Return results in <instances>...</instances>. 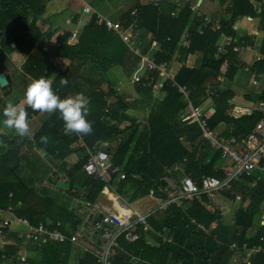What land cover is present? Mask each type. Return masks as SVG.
Wrapping results in <instances>:
<instances>
[{
	"label": "trees",
	"instance_id": "16d2710c",
	"mask_svg": "<svg viewBox=\"0 0 264 264\" xmlns=\"http://www.w3.org/2000/svg\"><path fill=\"white\" fill-rule=\"evenodd\" d=\"M220 2L229 6L227 7V16L218 19L212 18L220 23V28L217 30H212L209 26L204 27L203 18L196 17L191 12L189 4H185L177 16L168 15L166 17L160 13L157 5L147 3L137 4V25L132 27V32L136 33L141 29L150 32L148 41L146 40L147 34H143L141 44L144 50L149 47L152 39L160 43L161 51L155 52L156 63L169 62L172 52L177 49V59L182 64L173 79L178 84L186 86L189 90L188 97L193 104L202 105L208 101L205 106L211 105L214 108V113L208 120L209 127L214 129L217 124L224 122L229 126V129L227 132L225 129L222 132L223 135L243 136L254 127L264 116V113L252 110L236 117L234 105L230 102L231 93L216 90L219 78L231 79L239 67L237 59L239 53L233 52L231 47H228L226 53L218 54L217 47L224 35L236 36L240 20L245 16L260 17V29L264 30V5L261 4V0H220ZM43 11L44 6L39 3V0H0V50L11 49L10 35L12 32L20 36L19 40L14 36V42L18 49H21L24 42L30 40L29 46L22 50L25 54L24 51L31 50L42 36L49 37L48 33L41 32L35 25V21L41 17ZM130 12L131 10L121 20L124 27L131 25L132 17L128 18ZM28 17H33L30 23H26L25 19ZM114 33L105 25L97 24L96 15L93 13L75 42L67 43L70 33L66 31L56 36L58 47L55 53L69 59L83 57L90 59L97 64L102 73L108 67L106 61L123 63L125 66L127 61H131V63H127L128 67L126 66V69L129 68V75H131L136 61L130 58L128 60L126 58L124 61L125 46L113 47L115 46L113 45L115 43ZM242 40L246 42V37L245 39L243 37ZM120 42L122 41L120 40ZM40 50H43V46L40 47ZM259 51L264 54V39ZM196 53H201L200 64L194 67L187 66L185 62L188 55ZM38 63L39 59L28 54L22 69L27 73H32ZM250 70L262 72L264 62L253 63ZM43 72L44 69L40 70V73ZM65 77L68 79V85L61 86L60 80ZM160 77H162L160 73H155L145 86L137 83L136 87V91L143 97L145 105L150 108L148 130L140 129L133 121L129 125L130 131L127 128L121 130L122 137L119 142L111 148L107 147V150L111 153L112 163L125 173V178L120 180L115 188L119 184L124 186L132 184L139 196L146 195L151 190L156 197L166 198L167 192L164 191L166 184L162 177L165 175L167 167L176 163H181L186 174L190 175L198 184L202 177L223 178L224 175L221 167L214 165L220 157L219 151H214L213 156L205 161V150L213 149L202 137L197 123L180 121L179 113L186 105V100L178 92L177 87L172 86L170 80H164L159 89L163 96L155 98L153 91ZM51 85L59 96L66 95L70 91H78L76 83L64 73H57ZM110 92L114 94L115 90L110 87ZM258 98L264 101V84L260 87ZM104 99L105 93L100 90L92 89L88 94L90 112L87 119L93 127V131L89 135L71 134L74 137L71 135L60 137L58 129L59 125H62L64 129V121L60 115L58 119L55 118V114H60L58 111L54 112L50 121L44 123L32 138H20L15 135L12 139L7 140L6 137L0 135V140L9 143L8 150L2 155L0 154V210L12 207L15 215L26 216L31 220H37L54 213L57 218L63 220H67L69 216L65 208L58 207L56 211L55 200L46 193L47 190L44 189L42 194H38L37 189L32 186L41 173L40 166L32 163L33 175L24 181L19 175L20 172H17L20 169V164L16 167L9 164L7 155L10 154L18 161L17 153L25 144L32 148L36 147L47 156L49 155L52 163L57 160L60 162L57 172L65 171L67 173L66 186L68 189H74L76 192L85 190L87 198L94 199L104 183L99 178L88 175L82 170V165L87 161L88 156L84 155V158L78 160L74 167L69 169H64V160L74 151L69 146L74 140L80 138L86 145L93 146L100 140L112 138L117 132L115 125L124 119V111L127 110L128 102L119 97L120 105L116 108L108 105L111 109L106 112L107 105ZM24 109L26 112L31 111L29 107H24ZM107 116L115 120V123L109 127L103 120ZM42 136L49 137L47 144L41 142ZM116 178H118L117 174L113 180ZM10 192H12L11 196H9ZM224 192L232 200L235 199L236 194H240L241 202L235 211L232 226L223 224L219 212L210 208V199L206 194L201 193L191 200L186 213L180 207L172 204L165 210L161 220L149 217L148 223L156 229L165 227L172 232L171 241L162 242L159 246L154 247L147 244L144 239L134 243L121 240L122 249L117 251L112 263L130 264L126 252L133 250L137 254L141 253L144 259H149L155 264H228L234 253L229 249L231 242L235 241L239 244L247 242L249 246H253L259 242L260 235L264 236V226L258 225V218L260 214L264 213V172L256 170L241 180L233 181L230 189ZM191 218L195 223L190 222ZM197 224H202L208 231L205 232ZM254 226L256 232L248 235V230ZM9 237L15 239L17 245L22 242L17 234L9 235ZM69 249V243L47 244L41 247L30 264H45L46 262L66 264V253ZM17 250L18 246L9 244L5 245L3 250L0 249V264H18L15 259ZM257 258H260L261 261H255ZM78 264H96V258L85 253L79 259ZM249 264H264V252L259 253L256 257H251Z\"/></svg>",
	"mask_w": 264,
	"mask_h": 264
},
{
	"label": "crops",
	"instance_id": "0c3cea01",
	"mask_svg": "<svg viewBox=\"0 0 264 264\" xmlns=\"http://www.w3.org/2000/svg\"><path fill=\"white\" fill-rule=\"evenodd\" d=\"M154 1L155 0H132L131 5L129 4V6L123 7L124 3L122 4V1L115 2L114 0H97V2L101 4V8H102V10H99L96 7L97 4L89 3L86 0H66L67 2L66 5L63 4L64 0L63 1L62 0H39V3L44 6V11L41 14V17H39L35 21V25L41 30V32H44L43 28L41 27V22H44L45 26L48 28L46 33L49 34V37L45 36L44 38V36H42V38L38 40V43L34 45L31 50L24 51L26 52L27 55L29 54V56L39 59V63L37 66L34 67L35 70L34 71L32 70L33 75L32 74L30 75L29 73L22 70V65L27 58V55L23 53L22 50L26 49L29 46L30 40L24 42L21 45V49H18L16 47L14 39L15 38L18 39L20 36L15 35V33L13 34L12 32V34L10 35V38H11L10 47L12 50L11 49L8 51L3 50V49L0 50V70H1L0 72H3L6 75V78H8L7 79L8 83L5 86H3L6 88L5 93L2 94V92H0L1 93L0 98H2V96L5 97L6 94H9L14 89L17 90V88L20 87L21 85L22 97L20 98V100H17V103L21 107L30 108L31 111L27 112V118L30 124V128L32 129V133L34 134L39 128L42 127L44 123L50 121V118L53 117L54 113L48 114V113H41L39 111H33V109L27 105L26 100H25V92L27 90V87L29 83H32L34 80L40 79V78H43L51 83L53 78L57 75V73H64L65 75H69V77L76 83L78 87V91H74V92L70 91L66 95H60L61 99H64L69 96H75L79 93H83L85 98L87 99L89 92L92 89H95V90H100L103 93H105L104 100L107 105L105 108L106 112H108V110H110L111 107L116 108L120 105V101L118 99L119 97L125 99L128 102L127 110L124 111V116H125L124 119L115 125V127L117 128V132L114 134V136L112 138L100 140L98 143L94 144L93 146H100L104 141L108 143L107 147L110 146L109 148H111V146L116 145L119 142V139L122 137L121 130L127 128L128 131H130L129 125L133 121H135V124L140 129L148 130L149 128L148 115H149L150 108L145 105V101L143 97L140 95V93L136 91V87L138 85L145 86L148 80H150V77H152L153 74L157 73L154 71H150L146 69L145 67H141L142 65L141 55L150 53L149 47L146 50L143 49L142 44H141V42L143 41L142 37H143V34H147L146 40L148 41L149 40L148 35L150 32L149 31L147 32L144 29H141L139 31L137 30L136 31L137 38H135L137 40V43H134L132 41L133 34H134L132 32V29H133L132 26L129 25L128 27H124V24L121 22V20L123 19V16H125V14L129 12V10L136 11L137 4H147V3L149 4L152 3L153 5H157L160 13L163 16L167 17L168 15H170L171 17H173L170 14V11H172L173 7H175L173 0L172 1L171 0H160L159 4H155ZM190 1L197 5L199 3V0H190ZM68 2L71 4L70 7L68 5ZM261 4L264 5L263 0H261ZM201 5H202V0L199 3V8L201 7ZM87 6L91 7V9L98 11L102 14L106 13V15L107 14L111 15L113 18L111 19L110 17L111 20L119 22L121 24L124 34L129 38V42H126L120 34L112 30L115 32L114 37H113V39H115V43L113 42L114 43L113 45L115 46L113 47L115 48V47L125 46L124 47L125 50L123 51L124 53L123 57H125L124 61L126 58L127 60L128 58H130L136 61L134 69L139 65V70L138 69H137L138 71L136 70L137 72H134V69H133L131 75L128 76L126 74L125 71H129V68L126 69L127 63L128 62L131 63V61H127L126 66L123 65V63H118L115 61L113 62L106 61L108 67L105 70V72L102 73L98 69V66L95 62L85 57L69 59L67 57H60L56 55L55 51L57 50V47H58L56 36L66 31L70 33L67 39V43L75 42L78 39V36L81 33L83 27L88 23L90 17L93 14L92 11H89V12L84 11V8ZM228 6L227 4H222L220 0H206V4L204 5V8L200 10V12L206 15H209L212 18L218 19L222 16L225 17L228 15V11H227ZM56 12L58 13L64 12V14L66 15L57 16L53 19L52 14H55ZM86 15L88 16L86 17ZM130 17H132L131 21H134L133 19L135 18V16H133L131 12L128 15V18ZM32 18L31 17L26 18L25 19L26 23H30V21L33 20ZM132 23L133 22H131V24ZM53 29L58 30V31H52ZM239 35L241 36V38L244 37V39L246 37V43L251 46V49L246 50L245 52H243V54L237 55V59L239 61V67L231 79H225L223 77H220L218 83H216V90L220 92L228 91L231 93L232 97L230 99V102L234 105V114L236 117L241 114L249 113L252 110H256L255 107H257L258 103L261 101L259 100L258 97H259L260 87L264 84V70L262 72H255V71L250 70V66H252L253 63L257 62L255 60V54L261 53L259 51V47L261 45L262 40L264 39V30L260 29V17H250V16L243 17L240 20L239 29H238L236 36H239ZM14 36L16 37L14 38ZM225 36H229V35H224L223 37ZM120 40L122 42H120ZM152 40H150V42ZM12 44L14 45L12 46ZM41 46H43V50H40ZM16 52L19 53L18 58L16 56L17 54L15 55ZM177 55H178V50L176 49L174 52H172L171 59L168 62L169 65L166 64V62H162V63H165L166 70L168 74L172 77H174L180 65L182 64V62H180L177 59ZM200 62H201V53H196V54L188 55L185 63L189 67H194V66L199 65ZM43 69H44V72L40 73V70H43ZM134 74L139 76L140 78L139 81L135 82L133 80ZM128 78H130L131 80H129ZM254 79L257 80L256 84L252 83ZM163 81H164V77L162 75V77L158 79V82L155 84V87H154L153 94L155 98H161L163 96L162 92L159 90L160 87L162 86ZM137 83L139 84L137 85ZM110 87L115 90L114 94L110 92ZM0 91L2 90L0 89ZM134 102L136 103L134 104ZM207 104H208V101L202 105H207ZM108 105H110L111 107ZM0 106H1L0 112L1 114H3V110L6 107V104L3 102V104L0 103ZM2 106H4L3 109H2ZM59 115L60 114H55L54 116H56L55 118L58 119ZM103 120H105L108 127L111 126V124L115 123V120L112 119L110 116L105 117ZM0 126L4 127V130H1L0 128V135L6 137L7 140L12 139L13 136L15 135L17 136V134L15 133L13 129L6 128L4 124L3 125L0 124ZM214 129L222 133L224 132L225 129H226L225 132H227V130L229 129V126L225 124L224 122H220L214 127ZM58 133L60 137L65 135L62 125L61 126L59 125ZM71 136L74 137V135H71ZM8 145H9L8 142L2 141V139L0 140V149H1L0 154L1 155L8 150L9 148ZM69 146L73 148L74 151L70 153L68 156H66L64 160L65 161L64 169H69L72 166L74 167V165L77 163L78 160L84 158L83 157L84 155L87 156L85 150L87 148L93 147V146L86 145L85 142L81 140L80 138L71 142ZM214 151L215 150L211 151V149L205 150V153H206L204 157V159H206L205 161H208L209 158L213 156ZM17 158H18V161L16 160L17 164L15 166L11 165L9 161L8 162L12 167H16L18 164H20V166L22 167V170L20 171L19 175L24 181H27L33 175L32 174L33 172L31 170V166H33L32 163H34V165L36 164V166L38 167L40 166L41 173L37 176L36 181L32 186H34L37 189L38 194H42L43 193L42 191L44 189L47 190L46 193L51 195V197L55 200L54 202L56 205V211L58 207L65 208V210L69 213V216L67 217V220H63L62 218H57L54 213L53 215H45L44 217L37 219V220H31L30 218L26 216L15 215L14 211L11 209L12 207H10V209L0 210V216L3 218H11V219H13L14 217L23 218V219L29 220L32 224H37L39 222L46 223V222L58 221L60 222L59 229L64 234L66 235L73 234L77 228V224L79 221L78 217L74 214V211H75L74 205L76 204L75 197H78L79 191H85V190H78V192H76L74 191V189H71V190L68 189L66 186L67 183H60L57 180V175H56L58 173L57 166H59L60 162L57 160L56 162L52 163L51 157L49 155L47 156L46 154H44L43 151L37 149L36 147L32 148L28 146L27 144H25L23 147L20 148L19 152L17 153ZM226 159L222 158L220 155V157H218V159L215 161L214 165L216 167H221L222 169L223 167H225V165H229ZM175 166H180V170L175 171L174 170ZM54 171L56 172L54 173ZM183 174H186L183 165L181 163H176L171 167H167L166 173L162 178L166 184V182L168 181H179V179L181 178ZM134 178L136 177L134 176ZM114 180H116V184L115 185L112 184V186H114V190H115V187L117 183L120 181V179L116 178ZM114 180H112V183ZM44 182L47 183V186L44 185ZM130 186L133 189H135L134 185L131 184ZM164 191L167 192L168 194L167 184H166V188H164ZM100 194L101 193L99 192L94 197V199H90V200L92 201L97 200V196ZM11 195H12V192L9 193V196ZM86 197H87V192H86ZM207 197L210 199V208L212 210L216 209L219 212V214L222 216L223 224L230 225V223H232L231 220L235 218V211L238 209L240 202H241L240 194L239 193L236 194V197L233 200L229 199L226 196L224 191L216 192L212 196H207ZM142 198L146 200L147 206L148 204L152 203L151 208L155 207L159 203L160 199H162V198L156 197L152 193L151 190L146 195H143ZM190 202H191L190 199H185L181 201L180 205H175V206L180 207L186 213V209L190 206ZM166 209L156 210L149 217L161 220ZM263 214L264 213L260 214V216ZM260 216L258 218V225H260L259 224ZM226 218L228 220H226ZM190 222L195 223L194 219L192 218L190 219ZM200 225L203 227L202 224ZM204 230L205 232L208 231L206 228H204ZM9 231L10 232L4 239V244L2 247H0V249L3 250V247L7 244L18 246V250L15 255V259L18 264H21L18 262L19 255L24 254L26 257V264H30V261L34 259V257H36L38 254L37 248H40L41 250V247L47 244L53 245V244L69 243L70 244L69 251L73 249L77 253L79 251L81 252V255H79V258L77 259V264H78L79 259L85 254L83 253L82 248L79 245L69 242V241H65V242H54L50 240L35 241L32 239H27L24 236H22L21 238L18 237L22 242L19 243V245H17L16 240L10 238L9 235L17 234L18 236L19 234L24 232V227L21 224L16 223L13 226H11ZM255 232H256V227L254 226L253 228L248 230V235H252ZM140 239H144L145 242L149 244L150 246L157 247L162 242L171 241L172 232L166 229L165 227H162L161 229H156L155 227L149 224V228L146 231H143L141 233ZM128 243H134V242H128ZM130 251L136 256L133 260H130V257H129L130 264L155 263L153 261H150L149 259H144L141 253L137 254L133 250H129L126 253L128 254V252ZM30 252L31 254L29 255ZM233 252L234 253L231 256L228 264H236L238 262L240 264H243L244 262H247V261L250 263L251 257H254V256L256 257L259 254L257 253L251 256H247L246 254L242 252H236V251H233ZM234 258L236 260H234ZM257 260L259 262L261 261L260 258L255 259V261Z\"/></svg>",
	"mask_w": 264,
	"mask_h": 264
},
{
	"label": "built area",
	"instance_id": "2783aa9c",
	"mask_svg": "<svg viewBox=\"0 0 264 264\" xmlns=\"http://www.w3.org/2000/svg\"><path fill=\"white\" fill-rule=\"evenodd\" d=\"M159 1L155 0L154 3L159 4ZM173 2L175 7L170 11L172 16H176L185 4H189L191 12L196 17L203 18L204 27L209 26L212 30L220 28V23L217 20H213L197 9L199 3L197 5L190 0H173ZM84 11H92L96 15L97 24H103L107 29L116 31L126 42H129V38L124 34L119 22L111 20L108 16L91 9L89 6L85 7ZM131 13L135 16L131 26L135 27L137 25L136 11L133 10ZM228 47L239 54L251 49V46L243 41L240 35L223 37L217 47V53H226ZM158 51H161L160 43L157 40H152L149 46L150 53L141 55V67L160 73L163 75L164 80H170L171 85L177 87L178 92L186 100V105L179 113L180 121L196 122L201 130L202 137L209 146L213 150L219 151L222 158L231 159L233 166L225 165L222 168L223 178L215 176L202 177L200 184L187 174H183L179 181H168L166 182L168 187L167 197L160 199L155 207L140 212L128 205L114 191L112 178L117 174L118 179L122 180L125 178V173L112 163L111 153L107 150L108 143L104 141L100 146H93L85 150L88 157L82 165V170L88 175L99 178L104 183L100 193L111 204L98 200L92 201L86 197L85 191H79L78 197H75L76 204L74 205V214L79 218V222L75 232L70 235L64 234L59 229L60 222L58 221L32 224L27 219L17 217L11 219L0 216V247L3 246L4 239L10 232L11 226L17 223L24 227V232L18 235L19 238L24 236L35 241H69L79 245L83 253L93 255L96 258V264H113L112 260L117 251L122 249L121 240L127 242L139 240L141 233L149 228L148 218L154 211L166 209L172 204L180 205L182 200H192L194 196L201 193L212 196L216 192L229 190L233 181L241 180L256 170L264 172V116L243 136L234 134L226 136L210 128L208 120L213 115L214 108L211 105H195L191 102L188 97L189 90L186 86L178 84L168 74L165 63H156L154 54ZM255 60L264 62V55L256 53ZM133 80L137 82L140 78L134 74ZM252 83L256 84L257 80L254 79ZM255 108L264 113V101H260ZM174 170H180V166H175ZM56 175L60 183H66L68 176L65 171H60ZM44 185L47 186V183L44 182ZM259 224L264 226V214L260 216ZM197 226L204 229L200 224H197ZM229 249L242 252L247 256L264 252V236L260 235L259 242L253 246H249L247 242L241 244L232 242ZM128 256L130 260L136 257L131 251L128 252ZM234 260L236 259L234 258ZM18 262L26 264L24 254L19 255ZM246 264H249V262L247 261Z\"/></svg>",
	"mask_w": 264,
	"mask_h": 264
},
{
	"label": "clouds",
	"instance_id": "9594fccd",
	"mask_svg": "<svg viewBox=\"0 0 264 264\" xmlns=\"http://www.w3.org/2000/svg\"><path fill=\"white\" fill-rule=\"evenodd\" d=\"M61 86L68 85V79L60 80ZM25 100L34 111L52 114L59 112L64 121V134L89 135L93 131L92 123L87 119L90 112L89 101L83 93L61 99L49 81L40 78L34 80L27 87ZM3 124L13 129L20 138H31L32 129L27 118V112L20 105L8 103L3 110ZM41 142L47 144L48 136H42Z\"/></svg>",
	"mask_w": 264,
	"mask_h": 264
},
{
	"label": "rangeland",
	"instance_id": "374dc122",
	"mask_svg": "<svg viewBox=\"0 0 264 264\" xmlns=\"http://www.w3.org/2000/svg\"><path fill=\"white\" fill-rule=\"evenodd\" d=\"M63 1V0H62ZM87 2H89V3H92V4H97L96 5V7L99 9V10H102V8H101V4H99V2H97V0H86ZM115 2L116 1H122V4L124 3V5H123V7H126V6H129V4L131 5V3H132V0H114ZM157 2V1H156ZM66 0H64V2H63V4H65L66 5ZM206 4V0H202V5H201V7L199 8V5H198V7H197V9L200 11V10H202L203 8H204V5ZM68 5H69V7H70V3L68 2ZM51 14V13H50ZM204 14V13H203ZM64 15H66V14H64V12H56L55 14H52V18L54 19L55 17H57V16H64ZM104 15H106V13L104 14ZM47 16V15H46ZM88 15H86V17H87ZM106 16H108L109 18L111 17V19H113L112 18V16L111 15H106ZM209 16V15H208ZM115 17V16H114ZM212 18V17H211ZM40 23V22H39ZM41 27L43 28V31H44V33H46V31H47V27L45 26V23L44 22H41ZM52 31H58V30H52ZM134 34H133V39H132V41L134 42V43H137V40L135 39V38H137V35H136V33L135 32H133ZM149 36V35H148ZM11 45V44H10ZM99 48H101V47H99ZM12 50V49H11ZM14 53V52H13ZM17 54V55H16ZM243 54V53H242ZM15 55L17 56V58L19 57V53H15ZM166 64H168L169 65V63L168 62H166ZM167 65V66H168ZM141 68V67H140ZM134 69V68H133ZM139 70V65L134 69V72H137L138 70ZM23 70V69H22ZM137 70V71H136ZM142 70V69H141ZM126 72V74L129 76V73H127L128 71H125ZM30 75L32 74V73H29ZM33 75V74H32ZM129 80H131L130 78H128ZM30 84V83H29ZM131 84V83H130ZM0 89L2 90V91H0V92H2V94H4L5 93V90H6V88L5 87H0ZM0 95H1V93H0ZM22 97V90H21V85H20V87H18L17 88V90L16 89H14V90H12L9 94H6V96L5 97H3L2 96V98H0V103H2L3 104V102L6 104V106H7V104L8 103H13V104H17L18 105V103H17V100H20V98ZM1 107V106H0ZM3 107L4 106H2V109H3ZM0 111H1V109H0ZM5 119V117L3 116V114H1V112H0V124H2L3 125V120ZM0 128H1V130H4V127H1L0 126ZM212 151V150H211ZM0 152H1V149H0ZM226 161H227V163L229 164V167H231V166H233V162H232V160L231 159H229V158H227L226 159ZM20 168H21V170H22V167L20 166ZM17 172H20V169H18L17 170ZM120 197H121V199H123L128 205H130L133 209H137L138 211H140V212H145L146 210H148V209H150L151 208V204L152 203H150V204H148V206H147V204H146V200L145 199H143L142 198V196H139V195H137L136 194V190L135 189H133L130 185H118L117 186V188H115V190H114ZM229 214V213H228ZM232 216V215H231ZM226 220H228L227 218H226ZM232 221V223H230V225L229 226H232V224H233V222H234V219H232L231 220ZM230 221V222H231ZM225 222V221H224ZM32 250H34V249H32ZM37 250H38V252H39V250H40V248H37ZM32 252V251H31ZM31 252L29 253V255L31 254ZM33 253V252H32ZM79 255H81V252L79 251L78 253L77 252H75L73 249L71 250V251H67V253H66V264H77V259L79 258ZM40 260H42V258H40ZM50 262H46L45 264H49ZM236 264H240L239 262L238 263H236Z\"/></svg>",
	"mask_w": 264,
	"mask_h": 264
},
{
	"label": "water",
	"instance_id": "95a60500",
	"mask_svg": "<svg viewBox=\"0 0 264 264\" xmlns=\"http://www.w3.org/2000/svg\"><path fill=\"white\" fill-rule=\"evenodd\" d=\"M200 1L201 0H199V3H200ZM13 45L14 44H12V46ZM7 83H8V81H7L6 75L3 72H0V86L3 87ZM7 160L13 166H15L17 164L16 159L14 157H12L10 154L7 155ZM112 184L115 185L116 184V180H114ZM97 200L98 201H101V202H104L106 204H109V205L111 204V202L105 196H103L102 194H100V195L97 196Z\"/></svg>",
	"mask_w": 264,
	"mask_h": 264
}]
</instances>
